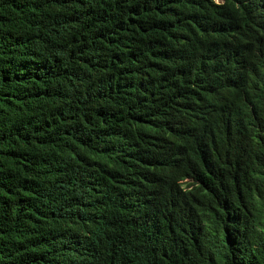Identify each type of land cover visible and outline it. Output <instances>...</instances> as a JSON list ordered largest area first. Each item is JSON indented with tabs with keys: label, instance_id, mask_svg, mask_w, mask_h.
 Returning <instances> with one entry per match:
<instances>
[{
	"label": "trees",
	"instance_id": "trees-1",
	"mask_svg": "<svg viewBox=\"0 0 264 264\" xmlns=\"http://www.w3.org/2000/svg\"><path fill=\"white\" fill-rule=\"evenodd\" d=\"M0 264H264V0H0Z\"/></svg>",
	"mask_w": 264,
	"mask_h": 264
},
{
	"label": "clouds",
	"instance_id": "clouds-1",
	"mask_svg": "<svg viewBox=\"0 0 264 264\" xmlns=\"http://www.w3.org/2000/svg\"><path fill=\"white\" fill-rule=\"evenodd\" d=\"M213 1H215V2H219V0H213ZM159 171L157 170V171H155V173L154 174H157Z\"/></svg>",
	"mask_w": 264,
	"mask_h": 264
}]
</instances>
